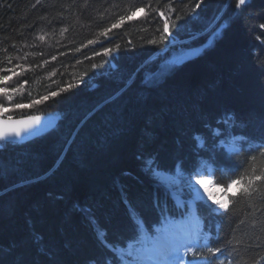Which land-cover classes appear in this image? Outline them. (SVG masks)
Returning a JSON list of instances; mask_svg holds the SVG:
<instances>
[{
  "label": "trees",
  "instance_id": "16d2710c",
  "mask_svg": "<svg viewBox=\"0 0 264 264\" xmlns=\"http://www.w3.org/2000/svg\"><path fill=\"white\" fill-rule=\"evenodd\" d=\"M147 3L168 17L166 39L149 43L159 39L164 18L147 7L111 28L133 5ZM168 3L0 0V78L10 77L0 87L23 85L10 102L0 95L8 109L0 115L57 116L53 130L30 142L1 141L0 264H118L98 231L122 247L136 235L130 208L143 218L136 220L141 229L157 223L161 210L183 214L175 188L150 168L191 171L206 162L226 188L221 180L238 178L251 156L264 166L251 150L264 142V0L239 7L238 0H172L175 11ZM213 34L202 53L153 80L165 47L198 46ZM43 96L49 98L30 108L13 106ZM244 138L250 144L239 155L227 151ZM258 183L250 198L240 185L228 191L233 215L211 200L195 202L208 246L221 249L215 264H264ZM187 256L213 260L206 251Z\"/></svg>",
  "mask_w": 264,
  "mask_h": 264
},
{
  "label": "snow or ice",
  "instance_id": "6c2138e0",
  "mask_svg": "<svg viewBox=\"0 0 264 264\" xmlns=\"http://www.w3.org/2000/svg\"><path fill=\"white\" fill-rule=\"evenodd\" d=\"M203 2V0H201ZM39 3V0H37ZM172 0H169L168 5L165 7L169 8L171 11H175L171 7ZM246 4V0H238L237 7L243 6ZM85 6L87 4L85 3ZM145 7L149 8L150 11L158 13L160 17L164 18L163 27L161 30V35L159 39H153L149 41V43L156 44L164 39H166L167 33H169V21L168 17L165 15L164 11H160L159 8L152 7L151 3H147L144 7H137L135 5L132 6L131 10L127 15H121L119 20L116 23L111 25V28H116L120 24H123L125 20H131L136 17L137 13H143ZM196 8L200 7V3L195 5ZM180 17H177L179 19ZM264 28V25L260 26ZM111 29H106L103 33L107 35V33ZM95 41H89V43H94ZM119 47V46H117ZM105 53H109L110 49H104ZM95 67V65L93 66ZM10 79L9 76H3L0 78V83L8 81ZM69 88L72 85H68ZM23 85H19V87H13L9 90V88L5 85L4 87H0V95H2L6 101H12L14 98V94L19 93L23 95ZM58 93L52 92L49 95L56 96ZM49 98V96H43L38 100H32L29 104L16 103L13 106L17 109L22 108H30L33 105H38L43 103ZM8 109L4 107L3 103H0V114L7 112ZM40 120L39 116L30 117L27 122L25 121H16L13 126L11 122V117L8 120H0V138H4L9 136L10 134L20 135L21 131L24 128L31 127L32 124L38 122ZM227 123V121H225ZM245 144H250V141L247 138L242 139L239 143L231 144L227 151L234 155H239L244 148ZM251 150L257 151L258 155L261 158H264V142L255 146ZM257 156H251L246 162L249 164V167L244 170V172L240 173L238 178L228 180H221L222 184H226V188H222L221 190L225 192L227 195L228 191L234 185H240L243 196L246 198H250L252 195V191H260V183H264V166H261L259 169L257 167ZM178 171H174L172 173H165L166 176H174L175 179L171 180V186L176 188L181 193L187 191L193 202H198L202 199L200 195V191L202 189L203 193L206 194V198L208 200L213 201L216 205L219 206V210H223L226 215H233L234 212L230 210V201L227 199H217L216 194L212 191V187L215 186L216 181L206 179V176H215L214 171L201 170L200 168H195L191 171H185L177 166ZM152 171L154 178L158 180L159 183L164 185L166 188L169 186L163 179L160 178L159 173L162 171L158 167L150 168ZM184 208L188 210L187 202L184 203ZM190 211V210H189ZM134 212L133 209L130 208V216L135 225L136 235L129 241L125 242L122 247H118L116 244L109 242L107 238V233L105 232H97V238L100 240V243L112 254V257L118 262V264H180L183 256H187L191 254L193 257H204L205 251L209 256L213 257V260L208 261V264H215L216 257L215 254L221 252L219 247H210L208 246L209 241L208 237L203 235L200 230V222L196 215H193L190 223L192 224L191 229H185L179 222L175 220L174 217L165 214L163 210H161V215L159 220L155 225L149 226L144 223V228L141 229L139 224H136L137 218L141 219L143 222V218L139 216V214L132 215ZM182 220L184 217L181 218ZM240 224H243L244 221L241 219L239 221ZM233 240H235L236 231L233 230ZM201 240L204 243H201ZM233 241H229L232 243ZM228 247V245H225ZM111 264V261H109ZM191 264V262H190ZM219 264H225L224 261H220Z\"/></svg>",
  "mask_w": 264,
  "mask_h": 264
},
{
  "label": "water",
  "instance_id": "95a60500",
  "mask_svg": "<svg viewBox=\"0 0 264 264\" xmlns=\"http://www.w3.org/2000/svg\"><path fill=\"white\" fill-rule=\"evenodd\" d=\"M200 50H195L192 54H197ZM191 54V53H190ZM190 54L183 56L184 59L190 58ZM39 116L40 120L31 125V127L24 128L20 135L10 134L7 137L0 138V147L2 146L1 140L6 142H13V143H27L30 142L40 136L45 135L49 131L53 130L57 125V116L52 113H44V114H36V115H26L20 117H11V124L13 126H20L22 125H15L16 121H25L27 122L30 117ZM9 117H5L0 115V120H8ZM3 127V125H0Z\"/></svg>",
  "mask_w": 264,
  "mask_h": 264
},
{
  "label": "rangeland",
  "instance_id": "374dc122",
  "mask_svg": "<svg viewBox=\"0 0 264 264\" xmlns=\"http://www.w3.org/2000/svg\"><path fill=\"white\" fill-rule=\"evenodd\" d=\"M225 25V24H224ZM221 28H222V25L220 26ZM219 27V30H218V32H220V30H221V28ZM214 35V34H213ZM212 36V35H211ZM175 40L173 39V42H174ZM211 42V41H210ZM209 42V43H210ZM203 47V46H202ZM194 51H195V49H194ZM189 54V50H186V51H182V52H176V53H174V54H171L169 57H165L164 59H162V61H161V64H162V66H163V68L164 69H168L171 65H173L174 63H176V62H178L179 61V58L183 55V54ZM191 54H192V52H191ZM183 57V56H182ZM201 170H207V171H212V168L211 167H206L205 166V164H202V166H201V168H200ZM179 170V169H178ZM177 170V171H178ZM165 173L166 172H160L159 173V175H160V178L161 179H163L164 181H166V182H168L169 184H171L170 182H171V180H173V179H175V177L174 176H166L165 175ZM167 173H169V172H167ZM206 179H209V180H213L214 178L213 177H211V176H206L205 177ZM214 187V189H213V192L216 194V197H217V199H227V197H226V194L221 190L222 188H220L217 184L215 185V186H213ZM234 187H232L231 189H233ZM175 190H176V192H177V197L178 198H182V194H186L187 193V191H185L184 193H181L179 190H177L176 188H175ZM202 197V199L201 200H208L207 198H206V194L205 195H203V196H201ZM191 203V202H190ZM192 216L193 215H191V216H188V217H186V218H184L183 220H176L177 222H179L183 227L186 225V224H191L190 223V220H191V218H192ZM183 223H185V224H183ZM180 264H190V263H182V261H180ZM193 264H197V263H193Z\"/></svg>",
  "mask_w": 264,
  "mask_h": 264
},
{
  "label": "bare ground",
  "instance_id": "6f19581e",
  "mask_svg": "<svg viewBox=\"0 0 264 264\" xmlns=\"http://www.w3.org/2000/svg\"><path fill=\"white\" fill-rule=\"evenodd\" d=\"M219 20V17L216 19V21H214L213 23H211V24H216V22ZM221 28V27H220ZM210 28H208L207 30H209ZM214 37H215V35H212L210 38H209V41H207V42H205V43H203V44H201V45H198V46H194V47H192V46H190V45H183V44H178V47H175L174 49H172L171 51L169 50V48L168 47H165V49L163 50V52H165L164 53V55L166 56V57H169L171 54H174V53H176V52H182V51H186V50H189V54L192 52H194V49L195 50H197V49H199L200 51L197 53V54H190V56L191 57H194V56H196V55H198V54H200V53H202L204 50H205V48H207L208 47V45H210L208 42H210V41H212L213 39H214ZM179 42V41H178ZM203 46V47H202ZM185 55H187L186 53L185 54H183L182 56H185ZM180 57L179 58V61L178 62H176V63H174V64H178V63H182L185 59L183 58V57ZM164 59V58H163ZM162 61V59L160 60V62ZM158 63L157 64V67H156V69H154L153 71H157L155 74H156V76H153L155 79H153V80H157V78L160 76V75H163L164 73H166L167 72V70L169 69H164L163 68V66H162V64L161 63ZM233 117H231V116H228V115H222L221 114V119H224V120H227V119H232ZM250 125H251V123H249ZM205 162V161H204ZM206 163V162H205ZM210 187H212V191H213V189H214V187L213 186H210ZM200 195L201 196H203V195H205L204 193H203V191H202V189H201V191H200ZM154 196V195H153ZM161 201V200H160Z\"/></svg>",
  "mask_w": 264,
  "mask_h": 264
}]
</instances>
